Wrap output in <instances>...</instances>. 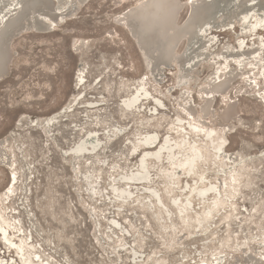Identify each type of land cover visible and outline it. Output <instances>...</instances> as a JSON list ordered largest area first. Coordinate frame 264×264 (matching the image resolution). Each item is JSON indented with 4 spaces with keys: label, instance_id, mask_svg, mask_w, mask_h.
Segmentation results:
<instances>
[{
    "label": "rangeland",
    "instance_id": "rangeland-1",
    "mask_svg": "<svg viewBox=\"0 0 264 264\" xmlns=\"http://www.w3.org/2000/svg\"><path fill=\"white\" fill-rule=\"evenodd\" d=\"M127 1L118 6L115 0H88L70 21L47 33L23 34L14 45L10 69L0 79V137L9 136L14 161L12 166L0 163V188L16 173L15 192L7 202L13 208L7 212L16 215L22 229L18 236L28 239L32 256L44 264H214L220 252L226 255L224 264H246L243 247L262 256L264 264L261 78L253 86L235 79L227 94L215 98L217 112L235 100L240 110L230 120L217 112L204 117L214 137L224 139L226 151L213 160L216 140L206 142L204 133L193 127L204 103L200 90L194 87L191 95L193 117L181 106L176 67L167 66L160 82L156 80L127 29L113 22L116 13L136 2ZM238 26L218 34L234 43ZM80 38L85 43L78 51ZM211 69L206 63L197 76L202 79ZM141 85L144 89L138 92ZM90 133H95L96 148H89L87 141L79 149ZM181 133L187 146L201 147L204 157L197 169L178 174L175 190L167 193L163 171L170 166L168 159L163 153L156 162L149 154L145 161V151L154 148L137 143L150 135L158 137L155 146L167 137L175 143ZM174 150L179 152V147ZM139 160L145 161L149 176L133 182L128 176L139 171ZM227 163L243 167L244 174L233 179L239 183L234 194L219 179H227L232 169L222 170ZM92 180L98 192L90 198ZM111 182L128 192L122 202L111 192ZM211 184L215 188L204 198L191 193L193 187ZM215 195L225 203L201 226L194 216ZM184 201L191 221L187 227L177 209ZM158 209H164L160 216Z\"/></svg>",
    "mask_w": 264,
    "mask_h": 264
},
{
    "label": "bare ground",
    "instance_id": "bare-ground-1",
    "mask_svg": "<svg viewBox=\"0 0 264 264\" xmlns=\"http://www.w3.org/2000/svg\"><path fill=\"white\" fill-rule=\"evenodd\" d=\"M87 1L0 0V79L10 69L17 39L26 33L50 32L56 25L74 18L83 3ZM127 2V0H115L118 6H124ZM113 22L127 29L130 36L136 40L134 42L143 63L156 80L159 81L163 78V70L167 66L176 67L174 84L182 96L181 106L187 111L186 113L193 117L195 109L191 95L194 93V87L200 90L204 97V103L199 107L200 112L197 115V119L200 121L193 127L199 128L197 131L204 133L202 135L206 142L216 140L214 146L216 152L210 154V158L216 160L218 154L226 151L224 150V139L221 135L214 137V128L210 127L209 120L204 117L214 116L217 112L214 108L217 95L227 94L235 79L244 80L246 85L253 86L258 76L261 78L260 88L258 87L259 93L264 96V0H136L116 13ZM236 23L239 24L237 30L235 29L237 31H235L236 41L234 43L229 40L223 41L218 32L231 31ZM84 43L85 39L80 38L76 49L79 51ZM179 46L180 49H178ZM206 63L212 65V69L201 79L200 75H197L200 72V66ZM252 71L255 76L251 75ZM141 89H144V85L138 87L137 91L139 92ZM136 97L131 101H137ZM235 102L229 101L225 108L217 112L220 113L221 118L230 120L239 115L240 109L238 110V105ZM43 119L48 118L44 117ZM178 120L181 123L182 118L179 117ZM202 122L204 124H201ZM175 128L181 129L180 127ZM177 137L175 143H172V139L167 137L155 146L158 137L150 135L142 141L140 139L141 142L137 143L146 148H154V150L145 151L141 157L144 160L150 154L157 162L163 158V153L165 154L170 163V166L163 171L165 176H168L165 188L167 193L175 190L174 184L178 181L176 177L178 174L182 175L181 173L185 170L187 174V171L189 172L193 167L197 169L200 159L204 157L201 147L194 144L187 146L185 134L181 133ZM8 141V135L0 137V163L12 166L14 159L12 152L9 151ZM87 141L91 143L90 146L88 145L89 148H96L95 133H90L80 141L82 144L79 149H83L87 145ZM175 146L179 147V152L174 150ZM181 152L182 154H180ZM228 156L232 158L231 155ZM145 161L140 162L139 160V171L131 172L128 176L129 180L133 182L147 181L149 171ZM229 167L232 169L226 172L229 173L226 174V176L228 175L227 179L225 178L223 181L221 177L219 179L224 182V190L234 194L238 190L239 183H234L233 179H236L238 174H244L243 167H235L232 163H227L223 164L222 170H227ZM16 182L17 175L13 173L7 185L0 188V241L2 243L0 264H44L32 256L33 251L29 249L28 239L22 234L18 236L22 229L18 227L16 215L9 216L7 212L13 208L11 205H7V202L13 197ZM110 185L111 192L117 198V202H122L119 199L128 196V192L125 189H119L116 183L111 182ZM229 185L233 186V190H228ZM213 188H215L214 184L206 185L203 188L193 187L191 193L204 198ZM87 189L90 198L96 197L98 190L95 180H92L91 186ZM151 195L156 196L157 191L152 190ZM177 200L175 199V201ZM224 203V197L215 195L213 203L207 209L203 207V210L198 212L194 218L196 217L198 222L203 224L201 226H204L206 222L210 221L212 213L218 211V208ZM187 208H189L187 202H178V215L184 221L185 227L191 226L190 216L186 215V212L184 213ZM156 212L157 216H160L164 213V209H158ZM9 228L14 230V235L11 234ZM14 236H18L16 241ZM260 240L264 243V237ZM10 251L17 253L18 258L15 259ZM242 252H246L242 259L246 261V264H261L262 256L249 252L245 247ZM225 259L226 255L220 252L215 258L214 264H224Z\"/></svg>",
    "mask_w": 264,
    "mask_h": 264
},
{
    "label": "water",
    "instance_id": "water-1",
    "mask_svg": "<svg viewBox=\"0 0 264 264\" xmlns=\"http://www.w3.org/2000/svg\"><path fill=\"white\" fill-rule=\"evenodd\" d=\"M131 39L136 42V40L134 38H131Z\"/></svg>",
    "mask_w": 264,
    "mask_h": 264
}]
</instances>
